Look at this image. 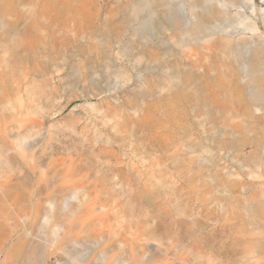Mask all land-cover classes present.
<instances>
[{
    "label": "rangeland",
    "instance_id": "obj_1",
    "mask_svg": "<svg viewBox=\"0 0 264 264\" xmlns=\"http://www.w3.org/2000/svg\"><path fill=\"white\" fill-rule=\"evenodd\" d=\"M262 8L244 35L264 44ZM221 38L179 45L160 0H0V264H210L207 231L235 237L246 187L264 223V118ZM203 68L213 95L194 98Z\"/></svg>",
    "mask_w": 264,
    "mask_h": 264
},
{
    "label": "bare ground",
    "instance_id": "obj_2",
    "mask_svg": "<svg viewBox=\"0 0 264 264\" xmlns=\"http://www.w3.org/2000/svg\"><path fill=\"white\" fill-rule=\"evenodd\" d=\"M134 1H137V0H134ZM160 1L164 7L165 15L174 24L176 34L179 37V39H178L179 45H184L185 43L190 42V41H195V42H198L200 40L203 41L206 38L209 39V38L213 37L215 34H221L222 37H224V38H221V41H223L224 53L228 52L227 57H226L229 59L228 73L230 74V72H231V74H232L233 89L237 94L239 93L245 99L250 101V103L253 107L260 110L261 116L264 118V44L262 42H260L259 40L255 41L253 33L248 35V36L244 35L246 30L253 31V32H255V30H257L254 19L246 13V10L250 9V12L253 15L255 0H188L187 2H189L188 3L189 4V12L185 16H182L179 14V12L183 10L184 2H180V0H160ZM133 4H134V2H133ZM123 5H125V6H123V7H125V9H126V6H128L126 4H123ZM128 8H129V6H128ZM228 8H230V9L235 8L236 11L234 13L228 12ZM261 10H264V8H262ZM122 11H124V10H122ZM136 13L139 15L140 14L139 10ZM254 17H255V15H254ZM134 20L135 19L132 18L129 15V13L128 14L126 13L125 15H122L120 21H122L126 25L125 27H128L129 29H132L133 31H136V32L141 31V33H142V30L143 31L145 30L148 32L154 30L152 25L147 21L146 16L140 17L138 19L137 27L133 26V24H132V22ZM115 26H117V25H114L113 27L115 28ZM103 27H105V26H103ZM123 30H122V32H123ZM117 32H119V31H117ZM119 35L122 36V34H120V33H119ZM119 35H117V36L119 37ZM129 36L132 37V34ZM143 36H144V33H143ZM146 37H147V35H146ZM120 38L121 37H119V41H118L120 44L121 43L122 44L127 43V41L123 43ZM103 40H102V42H103ZM124 48L126 49L125 46H124ZM138 54H139V52H138ZM142 54H144V53H142ZM255 59H257L256 62H255ZM181 65H182V63H181ZM187 69H189V68H187ZM162 71H163V69H162ZM184 71H186V69ZM187 71H190V70H187ZM207 71H208V69H206V68H203V70L200 72H194L193 70L190 71V72H192V78H193L191 83H192V87H193V96L195 95L194 98L197 96H200L201 94L203 95V93L204 94L208 93V95L210 97H212V95H213V89H211L212 88L211 84L208 81L209 77H208ZM178 72L176 71V74ZM57 76H59V75H57ZM176 87H177V85H176ZM225 89L227 91L229 90V84L228 83H227V86L224 85V90ZM200 98L201 99H199L198 102L194 103L195 106H193V107H194L195 111L199 110V107H200L199 101L200 100L203 103L205 102V99H203V97H200ZM35 101H36V99H35ZM203 105H205V103ZM126 112H127V110H126ZM159 116H160V114H159ZM261 116H260V118H261ZM199 136H200V134H199ZM198 144H199V142L195 143V145H194L195 148H197V149H199V146H197ZM174 152H175V150H174ZM198 183H199V181H198ZM214 188H216V187H214ZM197 189H198V187H197ZM249 190L250 189L247 187L244 188L242 198H243V200H247L248 201L247 204L251 205L252 207H250L251 210L247 209V211L245 213H237L236 216L238 218L237 219L238 226H236V228L231 231L235 234V237L229 236V240H225L224 237H227L228 231H227V227L225 225H222L221 223H220V225H218L214 228H211L209 231H207V235H208L207 237L210 238L211 240H214V242L211 243L210 247L212 248V250L215 254L213 257L209 258L210 264H264V246L258 245L259 243H261L264 240L263 236H261V234L264 233V223L259 221L258 217L256 218V216L253 215V207L254 206L250 200L252 199L251 196H256V194L253 192L254 195H252L251 193H249ZM243 204H245V203H243ZM220 209H222V208H220ZM261 210H262V208H261ZM200 221H201V219H200ZM59 222L60 221L58 220V223ZM193 223H194V228H193V232H192L193 237H194V239H193V250H194V254L198 255L200 252V248H201L200 236L202 234V232H199L200 231V226H199L200 223L198 220V216H197V218L194 219ZM261 223H262V225H261ZM256 229L258 231H256ZM255 255H259V258L257 257L255 259H252L253 257H255ZM113 264H114V262H113Z\"/></svg>",
    "mask_w": 264,
    "mask_h": 264
}]
</instances>
